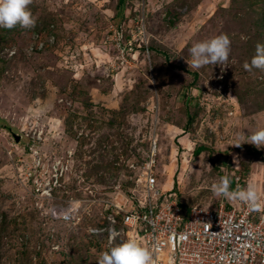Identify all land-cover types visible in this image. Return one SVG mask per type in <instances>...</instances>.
Listing matches in <instances>:
<instances>
[{
	"label": "rangeland",
	"instance_id": "374dc122",
	"mask_svg": "<svg viewBox=\"0 0 264 264\" xmlns=\"http://www.w3.org/2000/svg\"><path fill=\"white\" fill-rule=\"evenodd\" d=\"M28 7L35 28L0 27V264H97L128 238L89 230L137 200L149 155L184 206H215L212 185L242 174L264 209V146L248 140L264 129V71L243 68L264 44V0ZM221 34L228 62L190 67L189 49Z\"/></svg>",
	"mask_w": 264,
	"mask_h": 264
},
{
	"label": "built area",
	"instance_id": "2783aa9c",
	"mask_svg": "<svg viewBox=\"0 0 264 264\" xmlns=\"http://www.w3.org/2000/svg\"><path fill=\"white\" fill-rule=\"evenodd\" d=\"M113 33L120 45L123 29ZM154 166L149 155L137 179V200L113 204L102 227L90 228L96 230L91 234L115 230L116 236L136 239L152 253L154 264H264L263 207L254 211L225 197L213 207L184 206L159 187ZM238 186L246 188L242 174L233 178L231 189Z\"/></svg>",
	"mask_w": 264,
	"mask_h": 264
},
{
	"label": "clouds",
	"instance_id": "9594fccd",
	"mask_svg": "<svg viewBox=\"0 0 264 264\" xmlns=\"http://www.w3.org/2000/svg\"><path fill=\"white\" fill-rule=\"evenodd\" d=\"M32 0H0V27L12 29L19 25L24 29H32L36 26V19L29 10ZM231 41L225 34L218 35L210 40L198 42L190 49L191 61L188 65L194 69H200L206 65H225L230 54ZM243 68L251 72L253 69L264 71V44L257 43L255 53L250 62H245ZM249 143L257 148L264 146V129L252 133L248 137ZM234 146H241L236 143ZM214 195L223 196L229 200H240L249 205L254 211L261 210L260 196L254 185L248 184L246 188L239 186L231 189L230 177L222 176L218 183L212 185ZM147 219V217H145ZM90 229V232H95ZM115 230H110V236L115 237ZM97 264H154L152 253L141 246L136 239L121 240L112 244L103 251Z\"/></svg>",
	"mask_w": 264,
	"mask_h": 264
},
{
	"label": "trees",
	"instance_id": "16d2710c",
	"mask_svg": "<svg viewBox=\"0 0 264 264\" xmlns=\"http://www.w3.org/2000/svg\"><path fill=\"white\" fill-rule=\"evenodd\" d=\"M124 3V1L122 2V4ZM121 17H123V15H120ZM188 103V102H187ZM187 112H188V110H187ZM189 120H188V122L189 121H192V118H191V115H190V113H189ZM3 124V127L4 128H7V129H9V130H11L12 128L9 126V125H7V124H5V123H2ZM205 149H207V147L206 146H199V147H197V149H195V154H197V155H199L201 152H203Z\"/></svg>",
	"mask_w": 264,
	"mask_h": 264
},
{
	"label": "water",
	"instance_id": "95a60500",
	"mask_svg": "<svg viewBox=\"0 0 264 264\" xmlns=\"http://www.w3.org/2000/svg\"><path fill=\"white\" fill-rule=\"evenodd\" d=\"M167 14H170V13H167ZM14 135H15V134H14ZM15 137H16L17 139H19V138H20V136H18V135H16Z\"/></svg>",
	"mask_w": 264,
	"mask_h": 264
}]
</instances>
